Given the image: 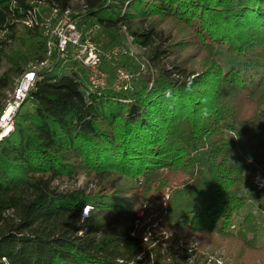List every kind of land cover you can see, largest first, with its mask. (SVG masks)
<instances>
[{
  "label": "trees",
  "instance_id": "16d2710c",
  "mask_svg": "<svg viewBox=\"0 0 264 264\" xmlns=\"http://www.w3.org/2000/svg\"><path fill=\"white\" fill-rule=\"evenodd\" d=\"M37 2L72 5L0 0V113L16 79L48 58L41 27L24 22ZM85 4L84 26L126 30L153 71L129 90L87 93L79 70L52 73L54 57L37 70L0 140V264H261L259 215L241 212L264 168V0ZM244 138L248 152L236 154ZM206 172L175 232L148 238L166 189L194 188Z\"/></svg>",
  "mask_w": 264,
  "mask_h": 264
},
{
  "label": "rangeland",
  "instance_id": "374dc122",
  "mask_svg": "<svg viewBox=\"0 0 264 264\" xmlns=\"http://www.w3.org/2000/svg\"><path fill=\"white\" fill-rule=\"evenodd\" d=\"M40 19L43 21L50 20L53 18V9L50 8L45 2H37ZM36 4V3H34ZM85 0H72L71 9L74 13H87ZM86 19V16L81 18L80 27L87 28L93 23H88L86 26L83 25V21ZM21 28H23L21 26ZM43 31V30H42ZM92 43L94 47L104 56L103 68L106 70L108 74V86L107 87H115L116 84V71L118 68H125L133 77L132 83L143 79L146 75H151L153 68L150 65L145 51L136 45L134 39L130 34L123 30L120 32L119 36L113 38L102 29L98 30L92 39ZM79 70L81 74V80L85 85L88 83L87 76H84V73L87 74L86 69L77 61L61 60L59 63L55 65L53 68V74H62L70 73L71 69ZM2 72V70H0ZM19 78L16 79L15 84ZM131 83V84H132ZM12 89L7 91V96L13 91ZM264 90V88L262 89ZM242 147H238L236 149V154H241L244 152H248L249 140L246 138L242 141ZM257 143L264 144V135H261L257 141ZM198 157L203 161H205L207 150L205 148H200L197 150ZM260 177L257 179H253L251 185L249 187V195L252 198L249 200L247 207L243 209L241 212V216L249 211H255L259 215L260 222V232H259V242L260 244L264 243V197H254L253 194L255 192L261 191L259 189V185L264 178V168L261 167ZM209 176L207 172L204 177L200 179L199 183L194 186V188L188 189V184L184 183H176L171 188H167L166 191L162 195L161 201L156 203L150 210V216L147 219V222L151 224L150 226L154 227L157 232L152 235V231L150 227H148V235L147 237H154V239H166L171 236L173 232L176 230V225L179 220L180 215L192 205L199 204L203 195L205 194V187L208 183ZM83 183V178L78 183V185ZM66 185H71L70 182H67ZM88 207L84 209L85 210ZM147 237L145 239H147ZM164 237V238H162ZM169 243L163 244V247L166 248ZM196 243L194 242V247ZM209 247V246H208ZM210 248V247H209ZM218 262L222 263L225 257L224 250H217L215 254ZM212 259V256L208 259L209 263ZM230 261V259H227ZM261 264H264V260Z\"/></svg>",
  "mask_w": 264,
  "mask_h": 264
},
{
  "label": "built area",
  "instance_id": "2783aa9c",
  "mask_svg": "<svg viewBox=\"0 0 264 264\" xmlns=\"http://www.w3.org/2000/svg\"><path fill=\"white\" fill-rule=\"evenodd\" d=\"M15 5L16 0H12ZM33 3V2H32ZM38 6L28 11V18L24 21L31 27L40 26L45 35L48 48V58L33 65L17 80L13 91L8 95L4 108L0 113V140L7 137L14 128L15 118L24 101L28 98L37 79V70L50 65L52 58L56 64L61 60L79 62L87 71V93L98 92L108 86V74L103 68L104 56L94 47L92 39L101 29L99 23L87 28H81V18L86 12L74 13L70 8L59 11L53 9V18L43 21L40 19ZM55 64V65H56ZM133 77L125 68L116 71V90H128Z\"/></svg>",
  "mask_w": 264,
  "mask_h": 264
},
{
  "label": "bare ground",
  "instance_id": "6f19581e",
  "mask_svg": "<svg viewBox=\"0 0 264 264\" xmlns=\"http://www.w3.org/2000/svg\"><path fill=\"white\" fill-rule=\"evenodd\" d=\"M130 88H131V87H130ZM130 88H129V89H130ZM129 89H128V90H129ZM88 210H89V208H87V209L85 210V211H86L85 214L88 212Z\"/></svg>",
  "mask_w": 264,
  "mask_h": 264
},
{
  "label": "crops",
  "instance_id": "0c3cea01",
  "mask_svg": "<svg viewBox=\"0 0 264 264\" xmlns=\"http://www.w3.org/2000/svg\"><path fill=\"white\" fill-rule=\"evenodd\" d=\"M87 76V74L85 73V77Z\"/></svg>",
  "mask_w": 264,
  "mask_h": 264
}]
</instances>
